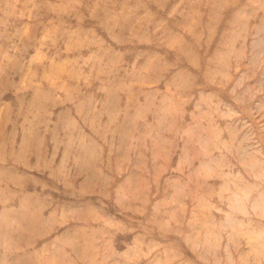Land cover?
<instances>
[{
	"label": "rangeland",
	"instance_id": "374dc122",
	"mask_svg": "<svg viewBox=\"0 0 264 264\" xmlns=\"http://www.w3.org/2000/svg\"><path fill=\"white\" fill-rule=\"evenodd\" d=\"M0 264H264V0H0Z\"/></svg>",
	"mask_w": 264,
	"mask_h": 264
}]
</instances>
